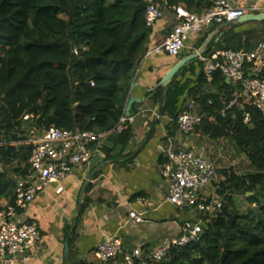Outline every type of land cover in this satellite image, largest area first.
<instances>
[{
    "label": "trees",
    "instance_id": "16d2710c",
    "mask_svg": "<svg viewBox=\"0 0 264 264\" xmlns=\"http://www.w3.org/2000/svg\"><path fill=\"white\" fill-rule=\"evenodd\" d=\"M166 1L187 9L210 5L209 0ZM145 7L143 0H0V201L7 198L13 203V176L29 173L31 146L20 142L31 131L39 133L54 125L105 132L124 114L136 64L146 49ZM209 53L207 47L203 55ZM185 69L166 86L156 87L152 99L162 101V109L178 104L180 98L181 106L194 101L202 113L194 137L229 140L245 155L252 171L237 175L231 168L220 169L221 211L203 226L195 241L172 247L156 264H264V201L260 198L264 116L248 99L241 101L243 109L229 107L241 87L227 81L220 70L213 72L209 82L201 71L190 86L189 79L182 77ZM244 112L251 116L248 123L243 121ZM25 114L32 118L24 120ZM128 125L112 134L108 158H115L126 146ZM235 192L251 194L258 206L240 212L233 200ZM68 246L66 264L121 261V255L106 263L74 259L72 236Z\"/></svg>",
    "mask_w": 264,
    "mask_h": 264
},
{
    "label": "crops",
    "instance_id": "0c3cea01",
    "mask_svg": "<svg viewBox=\"0 0 264 264\" xmlns=\"http://www.w3.org/2000/svg\"><path fill=\"white\" fill-rule=\"evenodd\" d=\"M158 1L164 8V17L149 30L146 49L136 65L124 104L126 107L131 96L140 100L131 109L130 137L126 146L118 156L108 158L114 136L107 134L94 151L91 168L86 174L81 170L71 173L62 182L47 185L37 193L23 216L26 221L37 223L40 241L27 251L28 261L17 264H64V242L70 236L73 237L71 253L74 259L94 260L95 247L112 235L121 239L123 253L136 247L147 252L163 237L180 234L183 226L198 219L193 210L178 208L166 199L168 181L161 174L166 151L170 146L191 147L203 151L215 165L218 158L211 155L217 151L219 158L222 157L218 142L224 138L203 140L193 134H180L173 117L183 99L162 109L163 102L154 101L151 92L177 61L200 50L209 37L206 48L210 53L254 50L264 41V20L223 24L220 29L218 25H210L191 36L178 56L159 53L142 58L146 50L164 42L174 24L173 6L186 8L182 4L170 6L166 0ZM235 3L245 7L248 14L264 12V0H235ZM253 6L255 12L251 9ZM202 9L192 5L187 10L199 12ZM185 67L182 77L189 79L192 86L203 69V62L198 57ZM217 181L218 175L214 184ZM0 202L7 204L8 199L2 198ZM130 210L142 212L143 222L130 224ZM118 259L112 264H119ZM0 264L3 263L0 261Z\"/></svg>",
    "mask_w": 264,
    "mask_h": 264
},
{
    "label": "built area",
    "instance_id": "2783aa9c",
    "mask_svg": "<svg viewBox=\"0 0 264 264\" xmlns=\"http://www.w3.org/2000/svg\"><path fill=\"white\" fill-rule=\"evenodd\" d=\"M144 20L151 30L157 21L164 17V8L158 0H146ZM253 12L256 7L251 8ZM174 24L164 42L146 50L143 57L166 53L178 56L186 48L191 36L199 34L210 25L234 24L248 14L246 8L235 0H211L209 7L190 12L183 6H173ZM203 62L202 72L207 82L212 80L213 72L220 70L229 82H238L241 91L229 104L243 109V99H248L255 109L264 116V41L250 51L221 50L205 56H199ZM140 62V60H138ZM138 62L136 65H138ZM136 68V67H135ZM158 117V115H157ZM32 118L25 114L24 120ZM131 114H124L109 131L67 130L54 125L42 129L39 133L30 132L29 138L20 143L31 146L28 158L29 173L22 177L13 176V203H5L0 210V261L3 264L27 262V251L40 241V231L35 221H26L23 211L44 187L58 184L71 173L82 171L86 174L91 168L93 153L103 142L107 134H118L126 129ZM245 123L250 122L248 112L242 113ZM202 113L192 100L180 107L173 121L180 134H192L201 122ZM13 142V145H17ZM0 171L2 168L0 167ZM162 176L168 181L167 201L178 208H188L195 212L197 220L182 227L180 234L163 237L159 243L147 252L136 247L132 251L122 252V242L118 236L106 237L93 252V257L103 263L115 260L121 255L119 264H133L140 259L141 264H156L167 251L175 246H183L195 241L203 226L217 216L223 206V198L218 193L216 167L203 151L183 146H170L166 151V161L162 165ZM87 181L88 177L83 176ZM143 213L130 210V224L143 222Z\"/></svg>",
    "mask_w": 264,
    "mask_h": 264
},
{
    "label": "rangeland",
    "instance_id": "374dc122",
    "mask_svg": "<svg viewBox=\"0 0 264 264\" xmlns=\"http://www.w3.org/2000/svg\"><path fill=\"white\" fill-rule=\"evenodd\" d=\"M218 144V147H222V149L220 150V154L222 155V157L220 156L219 158V154L217 153V151L213 152L211 155L213 158H218L217 162L215 163L216 172L218 175V183L222 182L221 180H223V176L219 173L220 169L227 170L231 168L232 171L237 175L246 174L252 171L245 155L235 149L229 140L224 138L221 140V142H218ZM215 145H217V143ZM228 186L229 185H227V187ZM251 196V194H242L240 192H235L233 200L240 212L244 213L247 211L248 207L258 206V204L253 202V198ZM260 198L262 201H264V191L260 194Z\"/></svg>",
    "mask_w": 264,
    "mask_h": 264
},
{
    "label": "water",
    "instance_id": "95a60500",
    "mask_svg": "<svg viewBox=\"0 0 264 264\" xmlns=\"http://www.w3.org/2000/svg\"><path fill=\"white\" fill-rule=\"evenodd\" d=\"M264 20V12L262 13H250L242 16L237 20V22H250V21H262ZM222 28V26L219 27V29ZM222 36V34H221ZM210 37L204 42L202 48L192 54H188L184 57H182L179 61L176 62V64L168 70V72L163 76V78L160 80V82L157 84L156 87L159 86H166L173 78L174 76L182 69L183 66H185L188 62H191L195 59H197L199 56L203 55L204 52L206 51V45L209 41ZM140 100L134 98L131 96L126 104L125 107V114L130 115L131 114V109L133 108V105L135 103H138ZM73 230V227L70 229V233ZM69 256V246H68V239L65 240L64 242V264H66V261Z\"/></svg>",
    "mask_w": 264,
    "mask_h": 264
}]
</instances>
